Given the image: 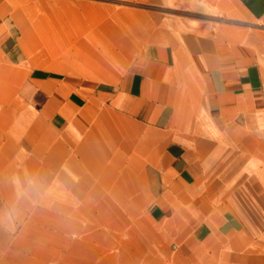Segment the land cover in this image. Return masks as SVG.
Here are the masks:
<instances>
[{
  "label": "crops",
  "instance_id": "crops-1",
  "mask_svg": "<svg viewBox=\"0 0 264 264\" xmlns=\"http://www.w3.org/2000/svg\"><path fill=\"white\" fill-rule=\"evenodd\" d=\"M125 1L61 16L69 59L47 64L0 0V53L48 120L21 144L80 199L76 264H264V0Z\"/></svg>",
  "mask_w": 264,
  "mask_h": 264
},
{
  "label": "rangeland",
  "instance_id": "rangeland-1",
  "mask_svg": "<svg viewBox=\"0 0 264 264\" xmlns=\"http://www.w3.org/2000/svg\"><path fill=\"white\" fill-rule=\"evenodd\" d=\"M18 1L21 20L36 41L34 56L47 64L69 59L61 54L71 49L64 47L66 40L55 32V23L61 16L70 19L71 9L94 10L100 20L103 10L136 5L125 0ZM256 28L264 31V26ZM24 88L22 72L9 68L0 53V149L8 138L20 144L13 160L0 161V264H76L82 234L72 230L70 205L80 199L71 192L69 177H57L54 160L39 162L32 148L21 144L26 126L36 139L34 131L48 121L39 113L42 100ZM261 133L264 137V130ZM40 164L47 170L39 171ZM89 199L100 200L102 195L90 192ZM102 229L93 227L94 232Z\"/></svg>",
  "mask_w": 264,
  "mask_h": 264
}]
</instances>
